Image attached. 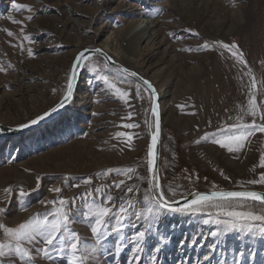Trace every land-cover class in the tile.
<instances>
[{
	"label": "rangeland",
	"instance_id": "obj_1",
	"mask_svg": "<svg viewBox=\"0 0 264 264\" xmlns=\"http://www.w3.org/2000/svg\"><path fill=\"white\" fill-rule=\"evenodd\" d=\"M13 2L31 11L16 10ZM150 22L153 43L137 38ZM134 23L136 27L128 32ZM5 30L14 36H7ZM241 40L260 103L264 101L259 95L264 88V0H0V67L5 69L0 71V104L7 107L0 105L3 125L20 127L55 107L67 92L71 65L81 51L101 49L111 57V63L98 54L85 60L72 99L58 115L20 133L0 132V209H6L0 212V223L16 227L56 207L42 201L64 198L71 202L75 220L69 227L87 245L89 264H264V237L259 233L212 236L220 228L205 224L207 216L185 214L174 239L175 224L161 226V219L150 215L147 206L141 208L147 184L137 177L150 175L152 102L142 82L115 66L137 73L156 88L162 117L161 185L176 190L175 200L194 191L264 190L246 184L264 172L259 166L264 134L251 137L239 153L201 140L206 132L219 138L247 105L250 77L243 75L247 70L234 67L230 53L215 44L235 42L241 49ZM206 42L214 50L203 49ZM14 44H22L24 50ZM105 76L129 92L127 104L104 82ZM136 85L143 99L136 97ZM19 100L34 103L19 107ZM125 123L138 127L127 129ZM118 132L125 135L117 137ZM129 168L134 172L126 174ZM120 180L125 184L117 189ZM127 187L139 191L127 193ZM21 189L26 195L19 194ZM129 199L136 206L120 213ZM101 203L112 209L107 225L111 236L102 246L91 233L92 221L83 215ZM114 227L120 231L112 232ZM141 231L146 234L143 251L134 253L130 241ZM32 256L31 264H68L70 259L67 253L43 257L33 252ZM0 260L27 264L13 255Z\"/></svg>",
	"mask_w": 264,
	"mask_h": 264
},
{
	"label": "snow or ice",
	"instance_id": "obj_2",
	"mask_svg": "<svg viewBox=\"0 0 264 264\" xmlns=\"http://www.w3.org/2000/svg\"><path fill=\"white\" fill-rule=\"evenodd\" d=\"M12 7L16 10H21L26 8L31 11L26 5H21L13 2ZM33 16L29 15L27 20L31 21ZM15 24H21V21L13 20ZM7 36L13 37L14 33L10 30H5ZM23 32V27L21 28ZM174 35V33L172 34ZM24 40H29L30 37L24 36ZM216 46L220 49L230 53V58L235 62L234 67L241 66L246 69L243 75L250 77L249 86V98L247 105L241 110L237 116V122L228 126L226 130H221L222 134L217 138L215 133H204L201 137L203 141H211V143L218 145L222 149H226L229 153H239L245 147L247 143H250V138L255 136L257 133L264 134V101L258 103L257 92V80L252 74V70L245 59V53L241 51L240 46L235 42L225 43V42H215ZM13 47L19 46L21 51L24 50L23 45H12ZM205 50H214L209 48V44L206 42L202 45ZM86 51H81L78 53L74 59V62L70 68V75L67 80V93L64 96V100H68L72 95L73 80L76 76V70L81 65V62L87 60L88 57L85 55ZM95 52L102 53L101 49H96ZM27 54L29 57L33 56L31 49H27ZM110 60L111 57H108ZM264 63V62H262ZM87 66V65H86ZM11 67V65H9ZM0 71H5L3 67H0ZM124 72L128 73L127 69H123ZM129 75L135 77L137 73L130 72ZM104 82L108 85L110 89L119 96L121 100L128 103L129 92L117 87L116 83H113L109 77H103ZM143 84L146 86V91L150 93L151 100V112L152 115L156 117L155 121V131L151 134V143L147 147V171L149 176L137 177L142 182H146L147 188L142 194L141 208L146 207L147 212L150 215L159 217L162 212L171 213H184L192 216L205 215L208 219L204 220L205 224L213 223L219 226V232H212V236H226L228 234H240L255 236L257 233L261 237H264V191L256 190H217L211 192H190L188 197L184 198V203L182 206H176L178 201L174 199L177 195L176 190L169 187L165 189L160 183L158 178V173L156 172L157 163V141L160 134V122L159 113L157 110V105L155 103V89L152 84L145 80ZM136 97L143 99L140 92V86L136 85ZM259 95L264 97V88L261 89ZM63 106V101L53 107L51 112H45L43 115L36 117L30 121V124H22L21 128H27L30 125H36L45 117L51 115L57 111L59 107ZM132 114L129 113L128 119H131ZM245 117H250V121H245ZM123 119V118H122ZM231 119V117H229ZM148 123L147 121H145ZM124 128L132 129L138 127L135 123H125L122 125ZM151 127V125H149ZM125 133H116L117 137L124 136ZM127 140L131 141L132 136L128 135ZM200 141H197L199 143ZM260 168H264V154L260 156L259 159ZM113 169H108L107 172L111 173ZM134 169L129 168L126 170V174H131ZM228 179V177H225ZM39 181V177H37ZM124 180H120L119 183L115 185L117 189L124 185ZM247 185L251 186H264V172H261L257 178L249 179L246 181ZM102 189L97 188L95 191L100 192ZM127 193H133L134 191H139V189H134L133 187H127ZM12 191L11 189H5L8 193ZM55 192H60L59 188L53 189ZM21 196L26 195V193L21 189ZM182 195V194H181ZM113 200L111 195L107 196L108 204L110 205ZM45 204H52L56 207L47 213L37 214L20 223L16 227H8L3 223H0V230H2L4 241L0 242V258H6L9 255L18 256L20 260L26 261L27 264H31L33 261L32 253L34 252L37 256L41 254L43 257H50L53 253L63 256L67 253L70 256L68 264H89V257L85 255L88 251L87 245L84 241L80 239L77 232L70 229V225L75 223L72 214L71 202L64 198H60L52 201H42ZM127 207L121 205L119 208L120 213H125L129 208H133L136 204L131 200L126 201ZM58 205V206H57ZM213 209L215 211H208ZM6 209H0V212H5ZM111 207L101 203L95 207L88 208V211L83 213V215L92 221L91 233L96 238V243L101 244L107 241L111 233L107 231V225L111 217ZM139 219V214H137ZM119 228H113L112 232L118 233ZM145 232H138L130 241L134 244V253H139L143 251L142 243L145 241ZM120 244L123 243V237L119 238ZM120 245L117 247L119 251ZM7 250V251H6ZM207 259V257H206ZM0 264H3V260H0Z\"/></svg>",
	"mask_w": 264,
	"mask_h": 264
},
{
	"label": "water",
	"instance_id": "obj_3",
	"mask_svg": "<svg viewBox=\"0 0 264 264\" xmlns=\"http://www.w3.org/2000/svg\"><path fill=\"white\" fill-rule=\"evenodd\" d=\"M93 54H98V55H103L105 57V59L111 63V61L108 59V57L104 54V53H97L95 51H86L85 55L87 57H89L90 55H93ZM85 60L81 62V65L77 68L76 70V76H75V79L73 80V89H72V95H73V92L76 88V84H77V80H78V77L82 71V67H83V64H84ZM116 67L120 68L121 70H123L124 68H122L121 66L119 65H115ZM132 71H128V73H130ZM136 79H138L140 82L143 83V81H145L146 79L140 77L138 74L135 76ZM148 81V80H147ZM152 84V83H151ZM153 86V84H152ZM154 87V86H153ZM155 89V96H156V99H155V103L157 105V110H158V113H159V122H160V134H159V137H158V141H157V146H156V151H157V163H156V172L158 173V178H159V183L161 184V174H160V160H161V141H162V117H161V110H160V104H159V95L156 91V88L154 87ZM67 93V92H66ZM65 93V95H66ZM64 95V96H65ZM72 95L69 97L68 100H64V97L62 98V100L57 104L59 105L62 101H63V106L62 107H59L57 109L56 112L54 113H51V115L45 117V119L41 120L39 123H37L36 125L38 124H41V123H44V122H47L48 120H50L51 118L55 117L56 115H58L61 111H63L66 107V105L69 103V101L72 99ZM56 105V106H57ZM55 106V107H56ZM48 112H51V109L48 111ZM155 121H156V117L154 116V131H155ZM27 124H30L27 123ZM36 125H30L29 127L27 128H21V127H8V126H5L3 125L2 123H0V132L3 133L4 135H9V134H14V133H20V132H23L27 129H31L33 127H35ZM152 134V132H151ZM150 143H151V135H150ZM245 189H248V190H256V191H264V190H259V189H254V188H238V189H224V191H229V190H234V191H239V190H245ZM213 191H217V190H213ZM195 192V191H194ZM200 192H211V191H200ZM188 197L189 199L191 198L190 196H186ZM176 201H178V204L176 206H182L183 203L185 202L184 201V198H179L177 199Z\"/></svg>",
	"mask_w": 264,
	"mask_h": 264
},
{
	"label": "bare ground",
	"instance_id": "obj_4",
	"mask_svg": "<svg viewBox=\"0 0 264 264\" xmlns=\"http://www.w3.org/2000/svg\"><path fill=\"white\" fill-rule=\"evenodd\" d=\"M226 14V13H225ZM230 20V19H229ZM229 23V22H228ZM136 27V23H134L133 25L131 24L130 27L127 28L128 32L131 30H134V28ZM153 28V22H150V23H147L140 31V33L137 35H139V37L137 38H140V40H145V41H149L150 43H153V41L155 39H153V36H152V33H151V30ZM238 28L241 29V27L238 25ZM135 38L133 39H137L136 36H134ZM243 40V39H242ZM242 40H241V43H242ZM134 41V40H133ZM160 43V42H159ZM243 44V43H242ZM245 44V43H244ZM244 44L242 45L241 47V51L243 50L244 48ZM107 48H109V50L112 51V47L108 46L107 45ZM135 51H136V47L133 48V53L135 54ZM137 56V55H136ZM28 90V89H27ZM79 97V96H77ZM29 103H34V102H30V101H17L16 102V106H19V107H23L25 104L29 105ZM2 109H6L7 110V107L5 105H2ZM20 111V110H19ZM8 113V112H7ZM2 115V114H1ZM11 115V114H10ZM5 172V171H4ZM185 214L184 213H171V212H162L159 216V218L161 219V226H165V225H173L175 224L178 228L176 234L174 235V239L176 238V236L178 235V231L181 230V228L183 227L185 221ZM175 229V228H174ZM173 235V234H172Z\"/></svg>",
	"mask_w": 264,
	"mask_h": 264
}]
</instances>
